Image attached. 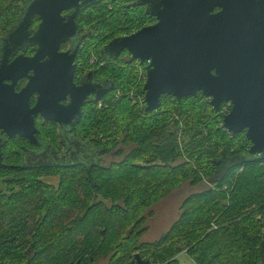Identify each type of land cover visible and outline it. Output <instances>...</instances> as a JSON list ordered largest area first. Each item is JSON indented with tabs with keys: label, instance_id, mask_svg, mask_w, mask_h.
<instances>
[{
	"label": "trees",
	"instance_id": "1",
	"mask_svg": "<svg viewBox=\"0 0 264 264\" xmlns=\"http://www.w3.org/2000/svg\"><path fill=\"white\" fill-rule=\"evenodd\" d=\"M20 1L0 0L3 28L17 21ZM131 1L97 0L80 15L92 32L76 74L90 72L112 89L86 103L71 128L88 161L93 154L121 159L91 170L46 163L26 169L25 139L7 138L0 180L13 187L8 193L0 186V264L101 258L135 264L137 252L153 264H262L264 159L249 152L245 131L232 135L224 128L231 105L216 110L202 92L181 99L165 94L158 109L147 111L135 98L144 93L136 60L127 51L122 58L102 53L113 38L153 17ZM38 125L39 141L57 149L64 138L58 124ZM188 181L203 188L184 198L178 218L157 240L142 241L145 211ZM181 254L191 261L182 262Z\"/></svg>",
	"mask_w": 264,
	"mask_h": 264
},
{
	"label": "water",
	"instance_id": "2",
	"mask_svg": "<svg viewBox=\"0 0 264 264\" xmlns=\"http://www.w3.org/2000/svg\"><path fill=\"white\" fill-rule=\"evenodd\" d=\"M80 1L31 0L28 3L10 38L16 43L33 17L39 14L42 22L32 41L40 42L41 47L33 57L20 54L12 61H9V53L2 57L0 133L37 143L36 115L71 125L74 118L81 115L88 97L96 92L92 83L77 85L74 81L78 47L71 54L62 53L59 48L64 40L56 39L53 46L48 42L54 30L63 28L62 10L74 8L70 20L75 23L80 8L97 0ZM144 2L146 13L157 22L113 38L103 47V55L117 58L127 51L133 59L148 62L144 84L147 111L158 109L165 94L181 99L202 92L216 110L223 102H230L231 109L223 117L224 128L232 135L245 131L251 142L249 152L264 159V0ZM45 34L43 42L40 37ZM29 70L33 73L28 84L17 92L15 82ZM5 79L12 82L5 83ZM111 89H105L95 100ZM35 93H38L37 102L31 107L30 97ZM67 98L69 101L64 103ZM0 143L1 146L5 143L1 137ZM133 261L153 264L139 252L134 254ZM80 262L81 259L71 264Z\"/></svg>",
	"mask_w": 264,
	"mask_h": 264
},
{
	"label": "flooded vegetation",
	"instance_id": "3",
	"mask_svg": "<svg viewBox=\"0 0 264 264\" xmlns=\"http://www.w3.org/2000/svg\"><path fill=\"white\" fill-rule=\"evenodd\" d=\"M30 1L31 0H22L18 3L17 6L19 7V11L17 13V16L18 14L19 16L16 19L17 21L13 22L12 24H10L8 27H5V28H3L2 25H0V63L5 53H9V61H12L15 57H17L20 54H23L24 57H33L38 51V48L41 47L40 42L35 43L34 41H32V38L34 37L35 33L37 32L39 28V25L42 22V18H40V16H37L39 14L33 17L30 25L23 32V35H20L18 37L16 43L10 38V34L12 30L18 25L19 20L23 17L24 13L26 12L27 5ZM144 1L145 0H132L130 3H135V4L140 3L146 9L147 4ZM80 3H82V0L80 1ZM20 9H21V12H20ZM86 10L87 9L85 7L80 8V10L77 12L75 16V23L74 22L71 23V20H70L75 9L67 8V9L62 10L61 17L63 18V20H62L61 25L63 26V28L58 30L57 32L56 30H54L52 32L54 34H52L51 36L49 35L50 36L48 39L49 45L53 46L56 39H62V41L63 40L64 41L61 42L60 44L59 52H62V53L69 52L71 54L76 49V47H78V54H77L78 56L80 48L83 45V42L86 41V39H88L89 36H91V32H92V28H90V25L87 24L86 22H83V20L80 19V15L83 14ZM216 10H219V8L217 7ZM156 22H157V19L154 16L149 17V19L146 20V23H144L143 27L147 25H153ZM139 29L140 28H138L137 30ZM72 30H76V31L74 34L70 35V32ZM46 35L47 34L40 37V39L43 42H45ZM62 37H65V38L63 39ZM18 43H21V44L18 45ZM104 46H106V44ZM101 50H103V48ZM125 53L126 52L122 53L123 56ZM119 57L122 58L121 55ZM76 61H77V57H76ZM32 73H33V70H29L23 77L19 78L17 82H15V90L17 92H20L22 88H24L28 84L29 76ZM74 81L77 85H80L83 82L92 83L93 87L96 88V92H94L92 95L88 97L86 103H88L91 100H95L97 95L102 94L105 91V89L110 88L108 81L99 79L98 77L91 75L90 72L86 73L85 75L83 74L82 76H80L79 74L77 75L75 73ZM4 82L9 84L12 82V79H5ZM37 97H38V93H35L30 97L31 107H33L36 104ZM68 101H69V98H67V100H65L64 103H67ZM86 103L83 105L82 111ZM77 117L79 118L80 116H77ZM77 117L74 118V121L77 119ZM35 121H36V126L38 129L36 133V136L38 138L37 143H33L29 139L21 137L25 139L24 144H23V168L31 169V168L38 167L42 165L43 163H46L49 166H53V165L73 166V167L79 166L77 168L87 167L88 170H91L92 167L95 165L107 164L103 158L104 156L98 157L97 155V157H95L96 154H93V156L89 158V159H92V161H88L86 159L88 155L85 154L84 152V148L82 147L83 144L71 136L73 135V132H71L72 130L71 128H72V125L74 124V121L71 125H61L57 123L59 126L58 133L64 136V138L60 141V144L57 145L58 147L54 151L50 150L51 149L50 145H46L39 141L40 128L38 124L43 123L47 120H45L43 117H41L40 114H38L35 116ZM0 137L2 138L3 142H5L7 138H9L6 135V133L3 131H1ZM0 149H1V143H0ZM82 153H83V156L81 157L80 155ZM95 158L96 160H94ZM2 188H0V191L2 190ZM95 199H98V197L95 196ZM5 241L6 240H4V242Z\"/></svg>",
	"mask_w": 264,
	"mask_h": 264
},
{
	"label": "rangeland",
	"instance_id": "4",
	"mask_svg": "<svg viewBox=\"0 0 264 264\" xmlns=\"http://www.w3.org/2000/svg\"><path fill=\"white\" fill-rule=\"evenodd\" d=\"M126 56V53L124 54ZM138 79V78H137ZM129 148H126L128 151ZM107 164L116 162L121 159V156L107 154L104 157ZM54 180V179H52ZM54 181V183H56ZM4 182L0 180V186L3 187ZM13 187V184L4 185L3 189H6L8 193L12 190H7ZM203 188V185L193 186L189 181L184 183L181 187L174 189L167 197L148 208L145 211L147 230L141 237L142 241H154L157 240L164 232L168 230L170 225L178 218L180 214V204L186 196ZM19 188L15 191H17ZM262 251V264H264V245H261ZM180 259L182 262H190L191 258L186 254H181ZM95 264H108V258H101Z\"/></svg>",
	"mask_w": 264,
	"mask_h": 264
},
{
	"label": "built area",
	"instance_id": "5",
	"mask_svg": "<svg viewBox=\"0 0 264 264\" xmlns=\"http://www.w3.org/2000/svg\"><path fill=\"white\" fill-rule=\"evenodd\" d=\"M135 60H136V66H137V69H138V83H142L143 84L142 91H144V84H145V81H146V67H145V65H147L148 62L141 63L140 60H138V59H135ZM143 67H145V68H143ZM133 93H137L136 90ZM135 98H137V100L140 102V104L143 105V101H145V91H144L143 94L137 93ZM228 103L230 104V102H228ZM224 109H226V108H224Z\"/></svg>",
	"mask_w": 264,
	"mask_h": 264
},
{
	"label": "bare ground",
	"instance_id": "6",
	"mask_svg": "<svg viewBox=\"0 0 264 264\" xmlns=\"http://www.w3.org/2000/svg\"><path fill=\"white\" fill-rule=\"evenodd\" d=\"M193 232V231H192ZM229 239V238H228ZM195 248V247H194Z\"/></svg>",
	"mask_w": 264,
	"mask_h": 264
}]
</instances>
